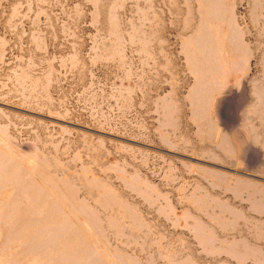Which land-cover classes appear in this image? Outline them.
<instances>
[{
    "label": "rangeland",
    "instance_id": "1",
    "mask_svg": "<svg viewBox=\"0 0 264 264\" xmlns=\"http://www.w3.org/2000/svg\"><path fill=\"white\" fill-rule=\"evenodd\" d=\"M0 264H264V0H0Z\"/></svg>",
    "mask_w": 264,
    "mask_h": 264
}]
</instances>
